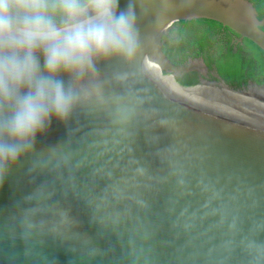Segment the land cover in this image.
<instances>
[{"label": "water", "instance_id": "obj_1", "mask_svg": "<svg viewBox=\"0 0 264 264\" xmlns=\"http://www.w3.org/2000/svg\"><path fill=\"white\" fill-rule=\"evenodd\" d=\"M135 11L137 59L99 62L0 181V264H264V76L242 42L264 52L262 6Z\"/></svg>", "mask_w": 264, "mask_h": 264}, {"label": "clouds", "instance_id": "obj_2", "mask_svg": "<svg viewBox=\"0 0 264 264\" xmlns=\"http://www.w3.org/2000/svg\"><path fill=\"white\" fill-rule=\"evenodd\" d=\"M140 49L135 0H0V181L83 105L99 62Z\"/></svg>", "mask_w": 264, "mask_h": 264}, {"label": "trees", "instance_id": "obj_3", "mask_svg": "<svg viewBox=\"0 0 264 264\" xmlns=\"http://www.w3.org/2000/svg\"><path fill=\"white\" fill-rule=\"evenodd\" d=\"M258 3L262 6V11L264 13V0H258ZM242 42L255 60L256 76H264V52L258 45L247 38H243ZM262 81H264V77L262 78Z\"/></svg>", "mask_w": 264, "mask_h": 264}]
</instances>
